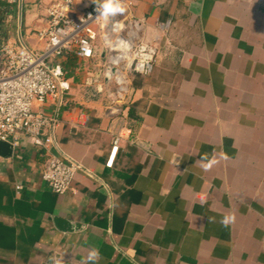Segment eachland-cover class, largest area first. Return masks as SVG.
<instances>
[{
  "label": "crops",
  "instance_id": "crops-1",
  "mask_svg": "<svg viewBox=\"0 0 264 264\" xmlns=\"http://www.w3.org/2000/svg\"><path fill=\"white\" fill-rule=\"evenodd\" d=\"M56 1L0 0V46L43 50L37 30ZM130 3L125 13L157 48L152 73L132 76L114 101L91 82L105 62L99 38L58 111L59 149L81 167L71 189L49 188L44 150L23 137L0 155L13 190L0 224L32 242L21 264H82L93 248L99 259L87 264H264V0ZM98 4L76 0L74 13ZM205 156L218 161L208 171ZM225 215L235 216L228 227ZM55 216L82 228L61 231Z\"/></svg>",
  "mask_w": 264,
  "mask_h": 264
},
{
  "label": "built area",
  "instance_id": "built-area-1",
  "mask_svg": "<svg viewBox=\"0 0 264 264\" xmlns=\"http://www.w3.org/2000/svg\"><path fill=\"white\" fill-rule=\"evenodd\" d=\"M6 1L22 3V0ZM75 3L76 0H60L47 7L46 25L37 30L43 50L25 45L0 46V139L9 141L15 148L21 144V138L31 137L45 153L42 178L57 194L71 189L81 168L60 151L56 137L58 111L73 84L65 69V53L75 54L79 69L86 68L95 57L101 38L105 62L100 72H89L93 77L91 82L103 84V89L118 102L126 99L132 76L152 73L157 56L156 46L142 36L139 20L126 13L105 20L96 12L97 5L78 16L74 13ZM122 3L131 4L130 0ZM116 23L121 25L119 30L113 28ZM120 40L131 48L115 50ZM118 148L116 139L108 166L113 165Z\"/></svg>",
  "mask_w": 264,
  "mask_h": 264
},
{
  "label": "trees",
  "instance_id": "trees-1",
  "mask_svg": "<svg viewBox=\"0 0 264 264\" xmlns=\"http://www.w3.org/2000/svg\"><path fill=\"white\" fill-rule=\"evenodd\" d=\"M77 57L72 52L65 53L64 65L67 71V76L71 77L72 74L68 73V69H75L77 66ZM143 76V75H134ZM13 190L7 186L4 182L0 181V206L4 205L3 201L12 197ZM19 232L14 227H8L0 224V251L15 252L16 260L9 261L7 259L0 258V264H21L28 259L29 252L32 249V242L26 245L23 242H19Z\"/></svg>",
  "mask_w": 264,
  "mask_h": 264
},
{
  "label": "clouds",
  "instance_id": "clouds-1",
  "mask_svg": "<svg viewBox=\"0 0 264 264\" xmlns=\"http://www.w3.org/2000/svg\"><path fill=\"white\" fill-rule=\"evenodd\" d=\"M126 11L125 6L122 3V0H103L102 3L98 4L96 6V12L99 14V16H102L105 20H107L111 16L116 15H123ZM121 25L119 23H116L113 25L114 30H119ZM139 70V69H138ZM203 162L202 167L205 171L210 170V168L218 163V161L215 158L208 159L207 156L202 158ZM235 222V216L234 215H225L220 223L224 227H228L231 223ZM100 252L99 249L93 248L88 256L85 262H82V264H87V262H94L99 259ZM55 264H60V261H55Z\"/></svg>",
  "mask_w": 264,
  "mask_h": 264
},
{
  "label": "water",
  "instance_id": "water-1",
  "mask_svg": "<svg viewBox=\"0 0 264 264\" xmlns=\"http://www.w3.org/2000/svg\"><path fill=\"white\" fill-rule=\"evenodd\" d=\"M130 48L131 45L124 40H120L114 46L115 50H128ZM12 154H13V145L9 141L0 139V155L2 157L9 158L12 156ZM54 224L59 230L64 232L76 231L82 228V224L60 216L54 217Z\"/></svg>",
  "mask_w": 264,
  "mask_h": 264
},
{
  "label": "rangeland",
  "instance_id": "rangeland-1",
  "mask_svg": "<svg viewBox=\"0 0 264 264\" xmlns=\"http://www.w3.org/2000/svg\"><path fill=\"white\" fill-rule=\"evenodd\" d=\"M68 73L72 74L71 76L74 77L75 80L78 79L79 77H82L81 74H83L82 71L78 72V70L71 68L68 69Z\"/></svg>",
  "mask_w": 264,
  "mask_h": 264
}]
</instances>
